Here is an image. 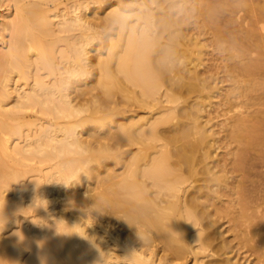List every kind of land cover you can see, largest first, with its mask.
Listing matches in <instances>:
<instances>
[{"label": "bare ground", "instance_id": "obj_1", "mask_svg": "<svg viewBox=\"0 0 264 264\" xmlns=\"http://www.w3.org/2000/svg\"><path fill=\"white\" fill-rule=\"evenodd\" d=\"M129 1L133 0L108 2L104 10L116 8L106 15L95 14L94 19L87 11L74 8L68 25L80 27L85 34L74 42L76 57L68 61L60 80L49 83L38 76L28 88L9 83L7 74L0 80V264H179L180 259V264H222L223 260L214 258L219 245L212 244L213 234L220 231L211 230L224 217L222 212L232 214L235 222L242 219L249 228L254 226L246 230L256 245L260 242L255 249L264 263V176L257 171H264V0H191L201 26L212 34L210 42L200 38L202 30L191 31L185 16L179 14L189 8L183 10L186 0L179 10L176 0H143L141 4L147 9L133 17L126 13ZM83 6L86 9L87 4ZM15 14V21L5 25L7 29L14 24L9 53L0 58L9 56L13 70L24 78L34 55L35 60L42 61L44 42L54 29L49 8L39 1L18 0ZM114 23L119 24L120 37L112 38L110 47L119 49L103 57L99 50L102 44L94 47L99 45L100 51L99 57L96 55V80L106 99L98 98L90 87L74 95L75 78L89 72L86 61L91 50L87 46ZM211 41L217 42V48L222 47L218 42L231 44L222 47L228 51L224 68L241 78L239 91H228L215 103L225 106L227 112L233 110L224 124L226 137L236 144L229 163L219 167V172L223 171L219 174L215 170L222 159H214L216 153L220 155L216 150L223 147L210 114L220 87L218 72L207 63L210 57H206V47ZM116 90L126 98L127 102L121 99L122 105L130 103L119 112L115 110L119 104L114 98ZM14 94L17 97L11 99ZM131 101L139 106L136 114H130ZM36 106L54 115L55 126L39 124L40 131L32 139L12 146L11 138L20 132L12 123L14 111ZM86 111L90 114L82 116ZM117 113L122 115L121 121L116 130L110 127L112 132L97 134L94 129L91 134L90 126L85 129L87 133L77 130L92 118L105 119L110 125ZM133 145H137L134 150L130 148ZM17 154L26 159L38 156L41 162L73 156L55 166L56 179L39 191L41 203H37L45 208L44 215L31 229L21 225L9 233L14 221L7 218L22 206L6 194L18 177L13 168ZM107 159L123 161V170L114 171L118 175L112 173L117 179L108 171L109 178L104 177L102 183H111L94 196L90 194L89 199V194L84 198L89 189L81 187V181L90 176L80 175L79 182H73V193H66L68 200L79 202H74V207L87 211L78 214L68 208L71 205H57V198L65 191L51 193L53 186H63L86 162H93L90 169L94 170ZM254 180L258 183L253 184ZM35 186L39 182L20 186L16 194ZM223 197L229 198L231 206L223 205L228 202ZM98 210L108 217L120 213L115 215L119 225L107 221V216L103 221L105 216H98ZM258 225L261 227L256 228ZM226 248L229 251L230 247ZM231 256H225L224 263H241ZM207 257L212 259L205 260Z\"/></svg>", "mask_w": 264, "mask_h": 264}, {"label": "rangeland", "instance_id": "obj_2", "mask_svg": "<svg viewBox=\"0 0 264 264\" xmlns=\"http://www.w3.org/2000/svg\"><path fill=\"white\" fill-rule=\"evenodd\" d=\"M30 1H39L40 3H43L44 5H46L49 8V11L51 14L50 20L52 22V27H53L54 31H53V34H51L49 36V38L46 40L47 42H44V44L46 45L45 46L46 54L50 55V58L47 57V55L43 51L41 52V55L43 58L42 61L35 60V55H34L33 61L31 62V65L28 67L24 78L19 77L16 74V72L13 70L12 65H11V59H9V56L5 57L4 59L0 58V80L2 79L3 75L7 74L8 79L10 80L9 83H13L14 85L17 84L19 86H23L24 88H28L27 86L30 85V82H32V79H34L38 76L42 77L43 79L46 80V82H49V83H52L55 79L60 80L61 77L63 76L62 72H66V68L69 64L68 61H70L71 59H74L76 57V48H75L74 42L82 34H85V33L82 32L80 27H77V26L69 27L70 25H68L69 22L71 21V16H73L72 11L74 10V8L77 7V10L81 11V12L87 11L86 13L90 15V17H89L90 19H94L95 14L97 16L99 14L100 15H106L112 9L116 8V6L114 5L113 7L111 6V7H108L106 10H104L105 5L108 2H113L114 0H30ZM176 1L178 3L176 8L179 10L180 9L179 7L182 6L184 1L183 0H176ZM186 1L187 2H185L184 5L182 6L183 10L186 9V6H189V8L186 9L184 13L181 12L179 14H183L185 16L186 20L189 22V27H190L191 31L202 30V34L199 35L200 38H203V40L206 42L207 41L210 42V40L212 39L211 38L212 34H209V32H206V30L208 29L207 27L201 26L202 22H199V19L197 18V14L195 13V11L193 9H191L192 8L190 5L191 0H186ZM17 2H18V0H0V55L9 53L10 43H11L10 40L12 38L11 36H12L13 30H14V29H12V27H14V24H13V26H10V27L8 26L7 29L5 28V25L8 22H10L11 19L12 20L14 19V21H15L16 16H17L15 14V5L17 4ZM142 2H143V0L129 1L127 3L128 10L126 13L131 15V17H133L134 15L139 14V13L143 14L142 10L147 9V7H146V5L141 4ZM86 4H87V7L85 9V6H83V5H86ZM99 20L103 21L104 19L102 18ZM119 28L120 27H119L118 23L112 24L109 29H107L104 32L99 34L100 37L94 39L87 46V49L89 48L91 50L90 53H88V56H90V58H89L90 60L88 59L86 61V62L90 63L89 66L86 67V69H88L89 72L85 76L77 75L76 78L74 77L75 80H78L77 83H74L75 87H76V91L74 90V92H73L74 95H77V94L83 92V90H87L85 88L90 87L92 89V93L94 92V94H97V96L98 95L103 96L104 97L103 99H106L105 95H104L105 93L102 94L103 92H101V87L99 86V84L96 80V77H97L98 72H99L98 71L99 66L97 63L96 55L98 54V52L100 53V51L102 50L101 51V52H103L102 56L106 57L109 51L114 52L115 50L119 49V46H118V47H116V49L114 48V51H113L110 47L112 44L111 39L113 38V41H115L120 37ZM99 29L102 30V28H99ZM236 30L237 29L235 28L234 31H236ZM233 33L239 34L237 36H240L239 32H233ZM233 33L231 34L232 36H233ZM107 34H109V37L107 36L106 38H104V36ZM233 37H235V36H233ZM209 42H208V45L210 44ZM99 43L102 44L101 48H99V45H98L97 49H95L94 47L96 46V44H99ZM117 43H119V42H117ZM214 43L216 44L217 42L212 43V41H211V45L206 47L208 49V51H207L208 54L206 55V57H210V60H208L207 63H210L213 65L212 68H214V70L216 69V71L218 72L217 76H219V79H217L216 82H217V86L220 87V90L218 91L219 95L214 98V101H215L214 104H215L217 101H220L221 99H223L228 91H233V92L239 91V89H238V88H240L239 87L240 86L239 80L241 78L233 77L232 76L233 73L227 72L226 68H224V63H225L224 61L227 59L226 58L223 59V58H224V56L225 57L227 56L226 54L228 51L223 50L222 47H225V46L231 45V44H229V42L226 43L225 41H223L221 43L218 42V46H219V44H221L222 47L217 48V47H215L217 45H215ZM213 47H215L216 50ZM98 48H99V50L100 49L101 50L97 52ZM217 49H221L223 51L221 52V50H217ZM48 50L49 51L51 50V54L48 52ZM225 52H226V54H225ZM228 54H230V53H228ZM82 79H85V80H82ZM79 80H81V81H79ZM78 82H79V85H77ZM83 82H86V83L83 84ZM116 91H115L116 94L113 93V96L115 94V96H114L115 101L119 100V101H117V102H119V104L117 105V107L115 109L117 112H119V110L123 109V107H125V105H129L130 103H125V105H122L121 102H123L126 98L124 99L121 92H118V90H116ZM258 92H260V91H258ZM99 96H98V98H99ZM16 97H17V94H14V95H12L11 99L16 98ZM109 99H110V97H109ZM133 101H131V103L133 105L129 106L131 108L130 114L131 113L136 114V110L137 109L139 110V106H137L138 104L135 102L136 105H134L135 103H133ZM135 107H137V108H135ZM14 110H16V108H14ZM232 113H233V110H230V112H227V110L225 109V106H218V103H217L213 107V111L210 114V117L212 118L211 123L212 122L214 123L213 128H215L217 130V136L221 137L220 142H222V143L220 145L223 147V148H219L216 150V151L220 152V155L218 153H216L218 159L217 158L214 159L216 161L219 160L220 158L222 159L221 162L219 163L220 166H218V168L217 167L214 168V170L217 168L215 171H218V174L223 172L222 169L220 170V172L218 169H220L222 167V165H224L225 163H229L230 158H232L233 153L236 150L235 149L236 144L229 142L228 138L226 137L227 131H226V126L224 124L225 121L227 122V120H229L227 118ZM89 114H90L89 111L81 113L82 116H87ZM127 114L129 115V113H127ZM119 116L122 117L121 114L117 113L115 115V117L113 118V120L110 122L111 123L110 125H108L109 123H107V120H105V119L92 118L89 123H86L85 125H80L77 128V130H85V129H87L88 126H90V127L92 126L91 128L90 127L88 128V129H90L89 130L90 132L88 131V133L95 131L94 129H96V132L97 131L100 132V134L102 132L104 133L106 130L108 132H112V130L113 131H114V129L116 130V128L118 127L117 125L121 121V117L119 118ZM14 117L15 118L12 120V123L15 126H17V128H19L20 132H19L17 137L13 136V138H11L12 140L10 139L11 141L9 144L12 143V146L17 141H18L17 143H19L20 145H23L26 143V141L28 139H32L34 137V135L38 131H40L39 124H43L44 126H55L56 121H57L53 114L41 111L40 106H36L35 108L22 109L20 111H14ZM114 119H116L118 121H116ZM93 126L96 128H93ZM110 127L112 128L111 131H110V129H111ZM83 132L85 133L86 130ZM96 132H93V134L96 135L95 134ZM98 132H97V134H98ZM0 135L1 136L3 135V133L1 131H0ZM13 139H14V142H13ZM135 147H137V145L136 146L133 145L130 148L132 150H134ZM72 156L73 155H64V156H61V157H58V158H55L52 160H46L45 162H41L38 156H36L35 158L26 159L21 154L16 155V159L18 161L15 164H13V168L16 172H18V177L16 180L12 181L9 184V188L6 191V194L9 195V199L10 198L12 200L17 199V201L22 203V206L20 208L16 209L7 218V221L8 220L14 221L12 224L13 227L10 228L9 233H12L13 231L18 230L21 227V225L27 226L31 229L32 226L34 225V223L36 222V220H38L39 218H41L44 215L45 208L39 206L37 203V202L41 203V198L38 196L40 193L39 191L41 188H45L46 186L50 185L51 184L50 181H52L53 179H56L57 174H54V173L56 170L55 168H57V167H55V166H57L60 161L68 160ZM218 156H220V158ZM215 157H216V155H215ZM121 159L122 158H120L119 160H121ZM119 160H117L116 163H114L113 162L114 160L112 161V159H110L108 161H103L102 163H104L107 166H104V164L102 165V163H100L99 166L97 165L98 169L94 168V170L90 169V168H92L91 166H93V162H86L85 164H83V167L79 170L78 175L70 178L68 180V182L65 183L63 186L55 185V186H53L52 191L49 190L51 193H55V192L58 193L59 189L60 190L62 189V191L63 190L65 191V192H62V193H65L63 196L58 197L56 195V197H58L57 198V205H61V206L66 205L65 207L71 205L68 208L70 209L72 207L71 209L72 210L74 209L75 212H77V213L80 212L78 214H81L82 210L87 211L88 208L86 209L85 207L84 208H81V206L78 208L74 207V206H76L74 204L76 203L77 200L75 201V199H74V201H73L72 198H71L72 200L71 199L68 200V198L66 197V193H69V194L73 193V189H75L73 182L74 181L79 182L80 175L83 177L85 175L86 176L89 175L90 177L87 176L88 178L84 177L82 179L81 183L83 184V186L79 185V187L81 186L85 190L88 188L89 190H88V192H86L84 194L85 195L84 198H87L86 196L89 194L88 198L91 199L90 194H92L94 196L97 192H99L100 189H104L108 185L107 183L109 181L108 182L106 181L107 183H105V182L102 183V181H104L102 179L106 180V178H104V177H106L108 175V171L110 172V175H112V173L114 171L115 172L118 171L120 173V171L123 170L122 169L123 168V166H122L123 161L122 162L120 161V163H121L120 164V163H118ZM77 162H79V161H77ZM77 162L73 161L72 164H76ZM106 162H108V163L106 164ZM112 163H114V164L111 165ZM95 167H96V165H95ZM106 167H110V168H108V170H107ZM112 167H114L113 171L109 170V169H112ZM263 170L264 169H262V171ZM257 171L259 173H261L262 176H264V171L261 172V168L257 169ZM41 173H43V174H41ZM117 173H115V175ZM230 173L231 172H229L228 175H231ZM41 175L44 177H40ZM51 175H53V176H51ZM222 175L224 176V173H222ZM232 175H235V173ZM49 176H50V180H48ZM112 176L114 177V174ZM107 177L109 178V176H107ZM116 177H114L112 179H115ZM240 177H239V175L237 176L238 179ZM251 177H253L252 179H254V175ZM257 177H258V175H257ZM258 178H255V179L257 180ZM261 178H259V179H261ZM119 179H120V177L118 178V180ZM222 179H224V177ZM228 180L232 184L233 179L230 177V179H228ZM256 180L253 181V184L258 183V181H256ZM261 180H264V178H262ZM35 181L39 182V186H35L33 188H28L24 191H21V193L16 194L17 191H20L19 190L21 188L20 186H24V185L28 186L29 184H31L32 182H35ZM254 182H256V183H254ZM260 182L261 181L259 180V183ZM101 183L103 184L102 186H101ZM109 183H111V182H109ZM211 183L214 184V182H211ZM104 185H106V186H104ZM249 186H252V183L249 184ZM214 188L216 189V186ZM66 190H68V192H66ZM226 198H228V197H226ZM226 198L223 197V199H225V201L227 200ZM32 200H35V202H33ZM227 201L228 202H225V203L222 202L223 205L225 207L231 206V205H228V204H230L229 198ZM216 202H217V200H216ZM222 203H221V205H222ZM218 205H220V204L218 203ZM102 207L104 208V206H102ZM210 207H212V206H209V208ZM237 207L238 206H236V208ZM236 208H235V210H236ZM109 209H111V208H109ZM232 209H234V208H232ZM103 210L105 212L106 209H103ZM103 210L101 209L100 211H103ZM108 210L106 211L107 213H109ZM100 211L98 210L96 212V214L98 216L100 215L101 218H102L101 215H104L105 217L102 218V220L104 221L105 218L107 219L108 214H106V213L104 214L103 212H100ZM110 211H112V209ZM109 214H113V213L110 212ZM117 214H120V213H114V216H112V215H111L112 217L110 216L111 218L114 217V219H111L110 217H108L109 219H107V221L108 220L112 221V223H115L116 226L119 225V221H118L119 217H117L118 216ZM222 214L224 217H220V219H218L219 221L216 222L213 227H211V230H214V231L219 230L221 232L220 233L217 231L213 234V238L215 240L213 239L212 244L214 245L216 243V245H219L218 246L219 251L217 249V246H216V248L214 246V248L217 251V253L215 251V253H216L215 254L216 256H214L215 261L218 258L217 261L221 259L223 261H220V262H222V264H226V263H224V261L226 260L225 256L230 254V255H232L231 257L234 256L233 257L234 261L239 259L238 261L241 262L240 264H264V263H262V261L259 258V257H261L259 255L260 253L257 254L259 251L257 252L256 251L257 248L255 249V247L260 245V242H259V245H256L258 242L255 243V240H251L248 237L249 234L247 233V230H246V228L251 229L254 226H250V228H249L248 224L244 223L242 219L239 221L237 220L238 222H235L236 220H235V218H233L232 214L227 215V213H224V212H222ZM115 215H117V216H115ZM115 217H117V219ZM258 227L260 228L261 226H259V225L256 226V228H258ZM216 228H217V230H216ZM218 233H219V235H218ZM216 235L218 237H216ZM224 241L227 242V245H224V243H226ZM221 243H223V245ZM223 246H225V247L223 248ZM226 247H228V248L232 247L231 248L232 251L229 252L231 250L230 248L228 249L229 251H227ZM215 249H213V251ZM191 256H192L191 254L188 255L189 260L191 259ZM210 257H212V256H210ZM210 257H207L205 260L212 259ZM214 258H213V260H214ZM180 260H183V259H180ZM180 260H178V261L181 263ZM182 262H184V261H182ZM190 263H192V261Z\"/></svg>", "mask_w": 264, "mask_h": 264}]
</instances>
